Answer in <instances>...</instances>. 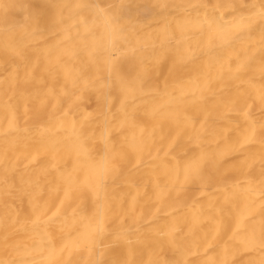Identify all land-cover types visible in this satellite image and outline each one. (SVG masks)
Listing matches in <instances>:
<instances>
[{
	"label": "bare ground",
	"instance_id": "obj_1",
	"mask_svg": "<svg viewBox=\"0 0 264 264\" xmlns=\"http://www.w3.org/2000/svg\"><path fill=\"white\" fill-rule=\"evenodd\" d=\"M0 264H264V0H0Z\"/></svg>",
	"mask_w": 264,
	"mask_h": 264
}]
</instances>
